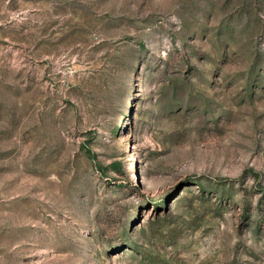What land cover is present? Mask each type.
<instances>
[{
  "label": "rangeland",
  "instance_id": "374dc122",
  "mask_svg": "<svg viewBox=\"0 0 264 264\" xmlns=\"http://www.w3.org/2000/svg\"><path fill=\"white\" fill-rule=\"evenodd\" d=\"M0 264H264V0H0Z\"/></svg>",
  "mask_w": 264,
  "mask_h": 264
},
{
  "label": "trees",
  "instance_id": "16d2710c",
  "mask_svg": "<svg viewBox=\"0 0 264 264\" xmlns=\"http://www.w3.org/2000/svg\"><path fill=\"white\" fill-rule=\"evenodd\" d=\"M115 168L116 169H120L121 168V164L120 163H115Z\"/></svg>",
  "mask_w": 264,
  "mask_h": 264
}]
</instances>
